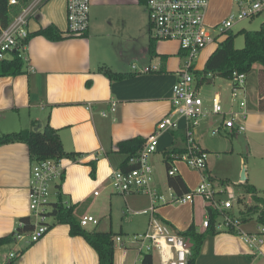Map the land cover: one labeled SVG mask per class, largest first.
Segmentation results:
<instances>
[{"label":"crops","instance_id":"0c3cea01","mask_svg":"<svg viewBox=\"0 0 264 264\" xmlns=\"http://www.w3.org/2000/svg\"><path fill=\"white\" fill-rule=\"evenodd\" d=\"M234 6L233 0H210L205 15L206 23L214 25L220 22ZM143 8V0H91L87 32L83 36H70L65 33L66 0H43L28 19V31L54 24L61 31L63 39L51 41L41 35L33 36L20 48L26 73L0 77V134L29 129L33 121L43 124L48 116L49 124L58 130L64 149L81 154L77 161L60 160L64 169L61 184L63 201L77 204L74 212L78 218L88 214V208L101 202L110 210L113 201H120L125 209L122 211L126 214L130 211L144 214L150 207L147 195H120L113 192L109 185L111 171L118 168L125 158L124 154L117 151L118 142L136 136L145 139L155 129L156 123L171 109V89L178 78L179 69L174 66L171 54L160 53L162 51L156 45L157 55L149 53L150 34L148 23L146 28ZM125 36L134 41L139 38L146 43L145 51L150 58L142 67L151 66L156 69L145 73L135 71L132 77L111 81L98 71L99 66L106 65L113 71L132 72L111 59L114 50L118 51L119 57H124V50L120 48L122 44L117 39ZM175 43L177 55L178 43ZM160 55L166 56L165 61H161ZM10 57L11 52L6 55V58ZM160 68L162 70L158 71ZM255 69H259L258 66ZM218 93L225 110L229 105L228 100ZM245 95L247 117L242 121V132L264 124V111L256 109L259 96L255 79L248 78ZM110 101L117 103L114 112L109 110ZM102 111L106 112V116L101 115ZM179 123L181 126L176 132L183 131L184 121L180 119ZM206 129L209 132L208 120H202L195 128L196 142L204 150L207 148L201 145L199 139ZM221 130L233 134V131ZM173 133L166 131L160 134L157 151L151 157L154 185L158 189L167 183V175L162 186L155 174L157 165L164 163L163 152L183 144ZM92 160L96 161L94 178L90 175L91 166L88 164ZM30 166L25 143L0 145V236L11 234L20 217L30 216ZM176 167L177 174L183 178L181 169L178 165ZM208 173L211 176L209 170ZM197 174L200 181V175ZM244 184L249 183L245 180ZM107 187L110 190L102 197ZM94 191H98V194L95 195ZM142 197L148 200H141ZM179 206L181 208H174L172 204L159 205L154 214L172 225L177 232L185 230L190 224H194L198 232L204 231V200L196 196L192 201ZM251 220L242 223L241 227ZM51 225L37 242H24L25 246L17 248V241L1 246L0 262L4 254L15 249L18 255L10 264H98L97 253L81 235H70L67 224L54 221ZM241 227L243 232H259V225L255 229ZM137 246L129 240L127 244L124 242L114 247V264L141 263ZM152 257L153 264H164L156 252ZM195 264H264V241L259 245H251L241 234L220 229L204 239Z\"/></svg>","mask_w":264,"mask_h":264},{"label":"built area","instance_id":"2783aa9c","mask_svg":"<svg viewBox=\"0 0 264 264\" xmlns=\"http://www.w3.org/2000/svg\"><path fill=\"white\" fill-rule=\"evenodd\" d=\"M43 0H28L21 11L6 26L0 29V60L15 48H22L23 41L28 36L27 22L34 10ZM210 0H143L148 15V30L151 37L158 40H169L178 43L177 55L183 58V64L178 71V78L172 86L171 109L155 126V129L145 137L143 146L138 154L129 158L135 167L128 171L116 168L111 171L109 185L113 192L126 195L138 193L147 195L150 199V220L145 232L133 235L130 241L138 244L137 249L143 253H157L164 264H187L191 255L189 240L173 230L168 223L155 217L159 205L183 204L192 201L196 196L201 197L206 205L220 213L215 223L216 230L235 229L249 244H261L264 241V227L259 226V232L249 233L241 231V223L230 213L232 203L218 197L221 192L216 189L208 175L203 173L207 168V152L202 149L195 139V128L202 120H208L219 115L217 124L210 125V134L216 135L221 128L242 132L247 117L246 109V75L233 71L229 78L231 82L230 96L237 101L235 108L225 111L218 92H215L210 105H206L200 96L196 80L190 68L196 69V60L200 53L218 45L231 31L233 24L241 19L253 18L264 12V0H233L238 7L231 10L227 16L214 25H208L205 15ZM18 0H9V4H17ZM91 0H66V35L83 36L89 27V11ZM215 31V34L213 33ZM135 71L145 73L151 66L137 68ZM117 103L109 102V110L116 111ZM101 115L106 116L102 111ZM184 121L183 131L185 140L182 152L174 155L170 160L167 176L177 174L176 164L186 166L200 172V181L194 189L178 195L167 183V193L154 185V169L151 157L157 151L158 139L161 133L175 131L180 128L179 120ZM209 122V121H208ZM61 160V159H60ZM60 160L44 159L31 163L29 171V211L33 222V229L26 233H17L15 240L27 238L26 244L37 242L49 230L48 212L51 210L50 196L56 198V184L64 175ZM98 194V191H94ZM64 202V201H63ZM69 206L68 202H64ZM50 207V208H49ZM80 225L85 227L89 223L98 224L93 215H83L79 218ZM22 226V222L19 221ZM204 228L208 225V216L202 222ZM260 233L261 235H258ZM116 240L121 241L119 237ZM18 255L16 250L4 254L0 264H10Z\"/></svg>","mask_w":264,"mask_h":264},{"label":"trees","instance_id":"16d2710c","mask_svg":"<svg viewBox=\"0 0 264 264\" xmlns=\"http://www.w3.org/2000/svg\"><path fill=\"white\" fill-rule=\"evenodd\" d=\"M28 0H18L17 4H9V0H0V29L6 27L12 19L21 11L22 7ZM243 35L244 45L242 48L234 46V34L230 31L216 48L207 57L202 69L190 68V72L198 81H210L214 76H221L229 79L233 71L244 73L246 80H256L257 92L259 101L256 106L257 110L264 111V24L258 30L241 29L239 31ZM41 35L51 41H59L63 39L61 31L54 24L41 27L36 31L28 33V36L23 41L26 44L33 36ZM85 35V34H84ZM156 39L149 38L148 48L152 56H156L155 45ZM161 61H165L166 56L160 55ZM24 58L20 48H15L11 51V57L0 60V77L1 76H15L26 73L24 66ZM258 66L259 69H255ZM162 68V67H161ZM159 69L158 71L162 70ZM98 71L105 75L111 81H119L132 77L136 72H119L113 71L106 65L99 66ZM34 127H38L34 130ZM174 132L175 137L184 142V131ZM23 142L28 147L30 162H36L44 159H70L77 161L81 154L78 152H68L64 149L58 130L49 124V117L41 124L39 121H33L31 128L20 129L17 131L5 132L0 134V145ZM144 143L142 136H136L127 140L118 142L117 151L125 155L124 160L118 168L123 171H128L135 167L129 162V158L139 153ZM184 149L179 146H173L163 152V159L166 171L170 167V160L172 157ZM91 166L90 175L95 177L96 161H89ZM203 173L207 174L209 179H213L207 169ZM64 179L62 176L59 183L56 184V198L51 203V210L48 212L49 216L54 219L55 223H63L69 226L70 235H81L85 241L95 250L98 257V264H114V245L115 235L112 231L100 230H86L80 225L79 218L75 214L77 204H69L67 206L63 202V195L61 192V184ZM221 184L224 181H220ZM167 184L178 194L182 195L189 191V188L183 178L179 175L167 176ZM246 191L251 194L253 203L248 205L245 210H240L238 215L231 214L233 218H237L240 223L255 219L259 226L264 227V199L258 195L257 188L252 184H244ZM264 192V188L262 190ZM206 213L208 216V225L202 232H198L194 224H190L185 230L178 232L183 237L192 240L191 255L188 258L187 264H195V260L199 255L204 239L208 235L217 233L215 223L218 220L220 213L206 205ZM19 221L22 226L18 225L15 230L8 235L0 236V247L14 243L15 235L17 233H26L33 229V222L30 216L20 217ZM52 227L49 224V229ZM231 233H237L235 229L226 230ZM141 264H153V257L151 253H143L141 255Z\"/></svg>","mask_w":264,"mask_h":264},{"label":"rangeland","instance_id":"374dc122","mask_svg":"<svg viewBox=\"0 0 264 264\" xmlns=\"http://www.w3.org/2000/svg\"><path fill=\"white\" fill-rule=\"evenodd\" d=\"M238 7L235 5L233 11H236ZM144 16L147 28L148 15L145 7ZM104 18V15H102ZM100 22L104 23L103 20ZM106 24V21H105ZM264 24V12L259 15H256L253 18H245L235 22L231 28V32L234 34V46L236 48H242L244 45L243 35L239 32L241 29L249 30H258L261 28V25ZM137 33L136 30L133 31ZM215 34V31H213ZM137 36V35H136ZM124 50V57L118 56V51H113L111 55L112 61H117V63L122 67H125L127 71L135 72L132 68V65H135L138 69L146 64L147 59L150 58L148 53L145 51L146 43L139 39L134 41L129 37L120 38ZM135 45V48H134ZM156 48L161 50L160 53L171 54L172 62L174 66L177 67V70L180 69L183 64V58L175 55L177 45L175 41L169 40H158L156 42ZM135 49V50H134ZM215 49L214 46L200 53V56L196 60V69H202L204 63L207 59L210 51ZM113 68V67H112ZM199 94L203 98V101L206 105H210L209 97L212 96L214 92H220L228 100V107L225 108V111H228L230 108H235L236 103L241 98H237L232 101L230 96L231 91V82L229 79L214 76L210 81L200 82L198 81ZM209 101V102H208ZM219 115H214L208 119L210 125L217 124ZM264 124H258V127L247 129L246 132H237L234 130L233 134H226L224 130H220L219 134L210 135V130L206 129L200 135V143L207 148V163L206 166L210 171L211 176L214 178L212 181L216 189H220L218 197L222 200H230L232 207L230 208V213L238 215L240 210H245L247 205H250L253 201L251 195L246 191L244 182L245 180L249 184H254L258 189V195L264 199ZM209 129V128H208ZM225 130H227L225 128ZM180 168V174L183 176L185 182L187 183L189 189H194L198 184V174L200 172L186 166L182 162H178L176 166ZM242 173L245 180H241ZM156 178L158 183H161L162 186L166 182V168L164 163H159L155 168ZM220 180L224 181L220 184ZM164 193H167L166 185L161 187ZM110 187H107L102 193L108 192ZM115 197L116 194L114 193ZM124 197V196H122ZM54 200V195L50 196V200ZM147 197H142L141 200H145ZM174 208L179 207V204H172ZM51 207V206H50ZM49 207V208H50ZM177 208V209H179ZM122 203L120 201H113L110 210L108 206H105L104 203L99 205H94L92 208H88L86 212L90 215H93L99 220V224L95 226L92 223H89L85 226V229H106L111 230L115 235V247H119L120 244H127L132 237V234H140L144 232L147 228L148 217H150L149 209L144 214L131 212L126 214ZM156 218L160 219L155 215ZM220 218H218L219 220ZM48 222L51 224L54 222V219L50 216L48 217ZM161 220V219H160ZM201 221V220H200ZM63 224V223H62ZM172 229V225H169ZM243 226H245L243 228ZM255 219L248 222L246 225H242V229H255L257 228ZM177 232V230H175ZM116 237H119L121 241L116 240ZM27 238L17 240L16 248L24 245V242ZM26 243V242H25ZM189 243L193 245V241L190 240ZM25 246V245H24ZM15 250V249H14ZM155 254V253H154ZM136 264H141L140 262Z\"/></svg>","mask_w":264,"mask_h":264},{"label":"water","instance_id":"95a60500","mask_svg":"<svg viewBox=\"0 0 264 264\" xmlns=\"http://www.w3.org/2000/svg\"><path fill=\"white\" fill-rule=\"evenodd\" d=\"M38 127H34V130H37ZM241 180H245V177H244V174L242 173V177H241Z\"/></svg>","mask_w":264,"mask_h":264}]
</instances>
